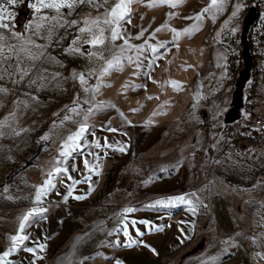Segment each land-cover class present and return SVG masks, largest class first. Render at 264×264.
Wrapping results in <instances>:
<instances>
[{
    "label": "rangeland",
    "instance_id": "obj_1",
    "mask_svg": "<svg viewBox=\"0 0 264 264\" xmlns=\"http://www.w3.org/2000/svg\"><path fill=\"white\" fill-rule=\"evenodd\" d=\"M34 2L19 0L8 5L0 0V7L10 13L4 21L6 27L0 28V45L9 56L0 60V89L6 90L0 91V257L31 206L29 196L44 185L50 172L61 166L63 160L56 149L67 140L63 137L65 132L74 131L81 116L90 113L88 103L97 80L94 69L87 68L96 62L87 54L93 52L91 46L82 42L74 46L72 41L79 36L84 18L92 19V11L99 8L81 4L75 11L62 9L65 15L59 23L44 22L37 29L38 14L28 6ZM209 3L210 0H192L190 14L196 19ZM217 4L222 6L221 11L213 7L210 13L202 15L210 28L206 48L212 50V64L207 50L203 68L211 83L207 94L220 95L222 99L230 93L228 122L240 119H235V127L212 118L208 125L206 117L200 114L196 117L202 119L199 126L195 124L194 128L192 122L180 126L175 138L178 146L170 145L168 137V145L163 148V156L168 155V159L161 164L151 159L160 155L151 145L153 137H109L99 154L108 160L115 158L118 166L107 188L101 183L96 187L94 205L101 200L99 205L112 204L115 209L130 210L131 214L152 209L177 224L186 216L193 220L178 231L182 238L188 227L189 240L164 252L158 264H264V130L247 136L241 133L254 114L264 117L251 105L256 86L260 89L256 92L257 100L264 105V0L259 1L258 20L252 29V51L247 49L243 31V25H248L252 18L249 1L217 0ZM237 4L240 10L233 16ZM39 15L57 14L44 9ZM9 45L15 46L14 51H9ZM74 47L80 51H73ZM251 53L257 66L253 75ZM77 60H81L82 68L74 63ZM5 68L7 72L3 71ZM21 69H26L27 75H21ZM79 75L84 76L86 83H81ZM252 79L254 91L246 98ZM83 99L86 100L81 102ZM111 128L116 133H127L122 124ZM14 131H20L24 141H31L28 152L23 146L14 149ZM35 148L38 151L30 163L8 178ZM158 164L162 168L156 167ZM181 196L183 203L174 200L167 206L156 204ZM57 206L55 209L60 210ZM193 206L195 213L191 211ZM73 217L69 213L65 219L69 222ZM64 259V255L59 256L57 261L63 264ZM105 261L100 259L101 264Z\"/></svg>",
    "mask_w": 264,
    "mask_h": 264
},
{
    "label": "crops",
    "instance_id": "obj_2",
    "mask_svg": "<svg viewBox=\"0 0 264 264\" xmlns=\"http://www.w3.org/2000/svg\"><path fill=\"white\" fill-rule=\"evenodd\" d=\"M152 2L142 0L130 5L131 22L126 23L123 30L127 45L123 40L115 43L106 40L102 46L91 47L96 53L92 55L96 62L87 68L94 69L97 80L88 103L90 113L82 115L76 129L65 132L63 137L81 127L85 131L74 150L57 147L58 157L63 160L57 168L60 171L50 172L46 179L51 180L54 187L48 189L39 201L36 200L37 190L29 196L31 206L24 212V217L29 218L20 223L24 228L20 231L19 226L14 235L27 239L17 240L15 245L10 240L5 251L9 255L1 256L3 264H32L33 261L34 264H60L57 258L63 255V264H101L100 259L106 260L103 264H158L164 258V252L175 250L183 241L189 240L188 227L182 238L178 234L182 225H190L193 221L188 216L180 225L152 209L131 214L130 210L115 209L112 204L99 205L101 200L96 202L97 205L92 202L98 191L96 187L101 183L107 188L116 164L118 166L115 158L108 160L99 155L107 138L153 137L155 140L151 145L160 155L151 159L161 164L160 161L168 159V155L163 156L168 137L173 145L181 125L192 122L195 128L202 123V119H196L200 114H204L208 125L211 118L224 125L232 123L234 127L235 121L240 120L233 118L228 122L232 107L230 93L222 99L220 95L207 94L211 83L207 81L203 65L208 52L210 62L212 60V50L206 48L210 42L208 21L197 20L190 14L189 10L194 6L192 0H180L176 7L155 0L158 6L148 7ZM99 3L103 6L92 11V19L109 7L103 4V0ZM164 25L167 27L162 28ZM158 28L162 30L156 31ZM142 30L143 35L137 39ZM153 47L158 49L155 55L151 51ZM128 57L138 59L131 63ZM115 58H119L122 67L107 68L109 61L115 64ZM77 61L74 63L82 68L81 60ZM259 90L256 86L251 105L254 111L264 114V105L257 100ZM119 124L127 128V133L111 130ZM20 146L28 152L31 141H24L20 131H14V149ZM62 150L70 155L61 156ZM159 164L156 167L162 168ZM70 189L72 195L65 200ZM56 206L62 211L56 210ZM104 210L106 212L99 215ZM68 212L74 216L69 222L65 219ZM160 228L162 231L157 230ZM27 248L34 249L35 255L26 251Z\"/></svg>",
    "mask_w": 264,
    "mask_h": 264
},
{
    "label": "snow or ice",
    "instance_id": "obj_3",
    "mask_svg": "<svg viewBox=\"0 0 264 264\" xmlns=\"http://www.w3.org/2000/svg\"><path fill=\"white\" fill-rule=\"evenodd\" d=\"M18 2H19V0H5V3L8 5H15ZM134 2H142V0H118V2H117V0H103V4L108 5L109 7L105 9V12L103 14L96 16L94 19H89L88 17H85L83 22H82L83 26H81L79 28V36L72 41V44L75 46L79 42H82V44L90 45L92 48H96L97 46L104 45L106 40H110L113 43H115L117 40H123L125 45H127L128 41L123 35V30H124V25L126 23L131 22L130 5ZM179 2H180V0H175V2H173V0H160V3H168L169 6H171V7H176ZM81 4H87L92 8H99V7L103 6L100 3H97V0H35L34 3H30L28 6L31 9H33L35 11V13L38 14L36 19L39 21V23L36 24V28L39 29L43 26L44 22L56 21L57 23H59V19L65 15V13L61 11L62 9L67 8L71 11H75V9ZM147 6L151 8V7H155L158 5L156 4L155 0H153V2ZM213 7H216L217 11L222 10V6L217 4V0H210L209 5L202 10L201 14H198L196 16V19L200 20L204 13H210V11L213 9ZM44 9L55 10L57 15L52 16V17L39 15L42 12V10H44ZM239 10H240V5L237 4L236 10L233 11L232 15L236 16V14ZM90 15L91 14H89V16ZM9 16H10V13L7 11V9L0 7V28L6 27L4 21ZM65 23L76 24L77 22L76 21H65ZM55 26L56 25L54 24L53 27H55ZM60 26L63 27V25H60ZM105 26H107V27H105ZM27 27L31 28L32 25H28ZM163 27H167V25L162 26V28ZM162 28H158L156 31H161ZM172 31L177 36L180 35V33L175 32V30H172ZM106 32L110 33V35L106 36L105 35ZM142 35H143V30L137 35L136 38L139 39ZM17 38L19 39L20 37L18 36ZM0 39H2V38H0ZM7 47L9 49V51H14V49H15L14 45H9ZM72 50L76 51V52L80 51L79 47H74ZM139 51H142V49ZM151 51L155 55V53H157L158 49L156 47H153L151 49ZM87 54L90 56L96 55L95 52H89ZM101 55H102V53H101ZM8 58H9V56H7L5 54L4 46L0 45V60L8 59ZM136 59H138V58L128 57V60L131 63H135ZM112 67H117V68L122 67V65L120 64L119 58H115V64H113L112 61L108 62L107 68H112ZM3 71L7 72V69L5 68V69H3ZM20 74L21 75H27V70L21 69ZM0 78H2V77H0ZM74 78H76L75 75H74ZM79 79H80L81 83H86L83 75H79ZM96 90H98V89H96ZM0 91H6V90L0 89ZM85 91H88V89H85ZM151 98L152 97H149V99H151ZM111 130L115 131V129H111ZM84 131H85V128L81 127L79 129V131H77L73 134H70L67 137V140L64 142V144L61 145V148L64 149L65 147H70L71 149L74 150L76 147H78V144L76 142L82 136ZM96 146L99 147L100 145L97 144ZM108 146L111 147V145H108ZM119 150L123 151L124 149L120 148ZM60 155L61 156H67V155H70V152H66V151L62 150L60 152ZM85 164L87 166V162H85ZM56 171L59 172L60 169H57ZM45 186H41L40 188L37 189V193H36V200L37 201H39L41 199V196L44 195L48 189L54 187L51 180L45 181ZM71 195H72V192L70 189L68 195L65 196L64 199L67 200L68 196H71ZM82 198L83 197H76V199H82ZM174 200H179L181 203H183L184 197L183 196L176 197V198H172L168 201L160 200V201H157L156 204H159L162 206H167L169 204H172L174 202ZM40 211H43V210H40ZM191 211H193V213H195V206H193L191 208ZM32 214L33 213H29V215H32ZM28 218H29L28 216H25L23 219L25 221H27ZM23 228H24V224L22 223L20 225V231H22ZM157 230L162 231V228L157 229ZM138 234L142 235V233H138ZM125 235H127V233H125ZM24 239H27V237H22V236L21 237H18V236L11 237V240L13 241L14 245H15V242L17 240H24ZM127 246L130 247L131 244H129ZM25 250L32 252L35 255L34 249L27 248ZM41 250H43L42 245H41ZM3 255L6 257L7 255H9V252H5ZM0 264H3V258L2 257H0ZM32 264H34V261L32 262Z\"/></svg>",
    "mask_w": 264,
    "mask_h": 264
},
{
    "label": "trees",
    "instance_id": "obj_4",
    "mask_svg": "<svg viewBox=\"0 0 264 264\" xmlns=\"http://www.w3.org/2000/svg\"><path fill=\"white\" fill-rule=\"evenodd\" d=\"M249 1V5H250V13L252 14V18L249 21L248 25L244 24L243 25V31H244V39L246 41V45H247V49L249 51H252V29L253 27L256 25L257 20H258V14H259V8H258V4L260 0H248ZM250 67L252 70V75L255 74V72H257V66H256V61H255V56L251 53L250 54ZM253 78V77H252ZM254 87H255V81L252 79L251 84H250V93L246 96V98H250V95H252L253 91H254ZM242 100V98H241ZM202 116L204 117V114L202 113ZM38 149L35 148L32 152V154L24 161V163L21 166L16 167L15 169H13L9 175L8 178H10L13 174H15L18 170H20L21 168H23L24 166L28 165L30 163V161L32 160V158L37 154ZM9 181V179H7ZM227 181H229V179H226Z\"/></svg>",
    "mask_w": 264,
    "mask_h": 264
},
{
    "label": "built area",
    "instance_id": "obj_5",
    "mask_svg": "<svg viewBox=\"0 0 264 264\" xmlns=\"http://www.w3.org/2000/svg\"><path fill=\"white\" fill-rule=\"evenodd\" d=\"M264 130V117L261 114H254L251 118L250 125L244 127L242 134L244 136L249 135L251 132L253 134H258Z\"/></svg>",
    "mask_w": 264,
    "mask_h": 264
}]
</instances>
